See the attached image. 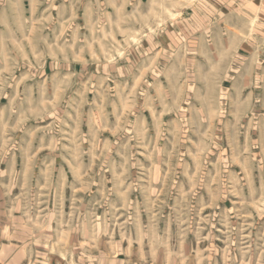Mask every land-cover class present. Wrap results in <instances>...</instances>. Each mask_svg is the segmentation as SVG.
<instances>
[{
  "label": "rangeland",
  "instance_id": "obj_1",
  "mask_svg": "<svg viewBox=\"0 0 264 264\" xmlns=\"http://www.w3.org/2000/svg\"><path fill=\"white\" fill-rule=\"evenodd\" d=\"M0 220L14 264H264V0H0Z\"/></svg>",
  "mask_w": 264,
  "mask_h": 264
},
{
  "label": "crops",
  "instance_id": "obj_2",
  "mask_svg": "<svg viewBox=\"0 0 264 264\" xmlns=\"http://www.w3.org/2000/svg\"><path fill=\"white\" fill-rule=\"evenodd\" d=\"M11 215L13 216V213H11ZM10 216V215H9ZM5 230L6 231H10L13 232L14 230V218H5ZM1 224H2V220ZM4 249L3 251L0 253V264H14V263H20L23 262V255H21V259L19 257H17V259L15 260V258L13 259V257L7 256L6 252L10 249V251H12V249H14V246L12 244H4L3 245ZM23 248H19L18 252L23 254Z\"/></svg>",
  "mask_w": 264,
  "mask_h": 264
}]
</instances>
